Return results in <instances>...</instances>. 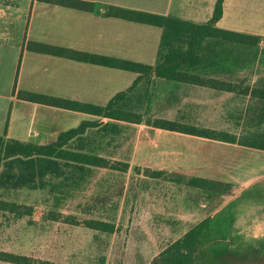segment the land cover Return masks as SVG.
<instances>
[{
	"label": "rangeland",
	"instance_id": "374dc122",
	"mask_svg": "<svg viewBox=\"0 0 264 264\" xmlns=\"http://www.w3.org/2000/svg\"><path fill=\"white\" fill-rule=\"evenodd\" d=\"M88 1L95 4L90 13L38 1L0 0L10 19L9 38L0 39L1 136L6 134L19 140L30 137L37 142L49 138L47 141H50L59 131L76 127L81 117L89 118L86 114L77 116L65 109L38 107L21 100L24 91L105 105L137 77L126 70L23 49L24 42L38 41L154 64L162 29L106 17L103 10L107 6L207 22L214 17L218 2ZM79 16L89 17L88 23ZM215 25L259 38L255 48L221 46L225 62L215 74L264 86V0H223ZM97 31L101 33L97 35ZM255 51L257 54L253 57ZM87 74L96 75L103 86L90 97L77 98L74 94L91 92L74 89L76 84L84 83ZM196 89L201 88L152 76L148 85L139 83L129 93L131 100L127 108L142 113L144 118L151 115L189 123L197 120L198 125L222 128L238 137L264 133V103L259 104L257 100L250 101V106L240 112L238 121H234L236 106L224 109L226 103L221 107L223 110H206L204 106L196 119L195 109L183 100L213 102L214 105L220 102ZM248 122L250 128L242 133L240 124L243 127ZM117 123L118 133L105 134L95 129L93 135L103 146L99 153L129 162L128 170L94 168L84 186L73 190L59 203L54 202L47 190L10 191V199L34 205L35 213L30 223L28 217L16 219L0 212V250L73 264H149L167 243L193 225L190 221H199L212 213L217 232L225 234L231 248L264 247V151L152 128L144 120L138 124ZM135 167H140L139 172ZM144 167L177 173L172 176L180 179L208 174L228 183V191L208 195L183 183L144 176ZM49 209L72 214L79 220L94 218L114 222L116 231L106 233L82 225L45 220L43 216ZM0 264L12 263L0 261Z\"/></svg>",
	"mask_w": 264,
	"mask_h": 264
},
{
	"label": "trees",
	"instance_id": "16d2710c",
	"mask_svg": "<svg viewBox=\"0 0 264 264\" xmlns=\"http://www.w3.org/2000/svg\"><path fill=\"white\" fill-rule=\"evenodd\" d=\"M36 1L86 12L95 9L94 2L88 0ZM222 1L218 0L214 17L207 22H194L177 16H165L116 5L107 6L103 10V15L106 17L148 24L162 29L154 64L38 41L24 42L23 49L126 70L135 73L137 77L129 87L117 92L105 105L24 91L20 96L24 101L86 113L94 116V119L82 120L76 127L60 131L54 139L46 143L33 139L19 140L7 137L6 134L0 135V212L12 215L16 219L28 217L29 222L32 223L35 206L10 199L8 197L10 191L23 188L47 190L54 202L59 203L60 199L70 196L73 190L82 188L94 168L126 172L129 162L113 160L101 155L99 151L103 146L93 135L95 129L105 134L118 133L120 129L117 122L138 124L144 120L145 124L152 128L264 151V133L238 137L229 131L180 120L151 115L144 118L142 113L127 108L131 100L129 93L139 83L148 85L152 76L264 100L263 86H251L249 83L229 80L215 74L221 71L219 65L225 62L221 46L255 48L259 42V38L254 34L219 28L215 25L221 15ZM256 54L257 51L253 57ZM135 170L139 172L140 167H135ZM142 172L144 176L161 177L183 183L208 195L209 192L216 195L226 193L229 187L228 183L211 177L189 176L180 179L181 177L172 176L177 173H167L165 170L149 167H144ZM43 217L45 220L82 225L106 233L116 231L114 222L94 218L79 220L72 214H63L50 209ZM217 231L214 215L209 214L167 243L149 264H264V247L260 249L251 246L246 250L231 248L225 234ZM0 261L12 264H73L6 250H0Z\"/></svg>",
	"mask_w": 264,
	"mask_h": 264
},
{
	"label": "crops",
	"instance_id": "0c3cea01",
	"mask_svg": "<svg viewBox=\"0 0 264 264\" xmlns=\"http://www.w3.org/2000/svg\"><path fill=\"white\" fill-rule=\"evenodd\" d=\"M34 1H36V0H31V2L33 3ZM39 2V1H38ZM41 3H44V2H41ZM47 4V3H46ZM51 5H53V4H51ZM57 6H59V5H57ZM61 7H63V6H61ZM65 8H67V7H65ZM84 12H86V11H84ZM87 13H90V12H87ZM7 16L8 15H6L5 13H4V9L2 8V6H1V4H0V39H8L9 37H8V35H9V31H8V29H7V24L9 23V20L10 19H8L7 18ZM171 16H175V15H171ZM178 17V16H177ZM79 19H84L87 23H88V21H89V17H86V16H79L78 17ZM100 18H102V17H100ZM101 31V30H100ZM98 32L97 33V35L98 34H100L101 32ZM76 49V48H75ZM93 53V52H92ZM55 57H57V56H55ZM61 58V57H60ZM69 60V59H68ZM71 61H74V60H71ZM75 62H78V61H75ZM80 63H85V62H80ZM89 64H91V63H89ZM92 65H95V64H92ZM87 68H89V67H87ZM87 68H84L85 69V71L86 72H88V69ZM82 70V72H83V68L81 69ZM90 70V69H89ZM88 76H86L85 77V81H84V83L82 82V85H80V84H76L75 85V88L74 89H81V90H83V91H85V92H89V91H91V92H89L88 94H74L75 95V97H77V98H80V97H83V96H85V97H90V95H93L96 91H99L100 90V88L103 86V82H101V81H99V78L96 76V75H89V74H87ZM96 76V77H95ZM93 78L94 79H97V80H93ZM92 79V80H91ZM157 79H160L159 77H157ZM162 79H164V78H162ZM230 80V79H229ZM233 81H236V80H233ZM237 82H241V81H237ZM241 83H244V82H241ZM186 84H188V83H186ZM192 85H194V84H192ZM251 85V84H250ZM195 86H198V85H195ZM251 86H254V85H251ZM201 89H196L199 93H208V94H206V95H208V96H210V97H216V98H218V99H220V102L219 103H217V104H213V102L212 103H208V102H206V101H204V104H202V103H199L198 101H191V100H183L182 102H184L185 104H189V105H191L194 109H195V114H196V119H197V117H198V113H199V110L201 109V108H203L204 106H207V108H206V110H223V109H221V107H222V105L224 104V103H226L225 105H223V108L225 109L226 107H232V106H236V108H235V113H236V117H234V121H238L239 119H238V115L240 114V112L244 109V108H246V106L248 107V106H250L249 104L251 103L250 101H252V100H257V102H259V104H261V103H264V100H260V99H256V98H253V97H250L249 95H242V94H238V93H233V92H227V91H220V90H218V91H220V92H222V93H215V92H212V91H206L204 88H209V87H204V86H199ZM264 87V86H263ZM83 88V89H82ZM211 89H213V88H211ZM214 90H216V89H214ZM22 100V99H21ZM78 100V99H77ZM26 102H29V101H26ZM34 105H38V107L39 106H42L43 104H40V103H34V102H32ZM49 107H51V106H49ZM54 109H59V110H64V109H61V108H55V107H53ZM247 109V108H246ZM65 110H67V109H65ZM69 112H71L72 114H74V115H77V116H83V114H86V113H82V112H76V111H71V110H68ZM177 113H178V110H177ZM86 115H88L89 116V118H91L92 116L91 115H89V114H86ZM94 117V116H93ZM89 118H84V117H81V121H82V119L83 120H86V119H89ZM175 120V119H174ZM80 121V122H81ZM189 123V122H188ZM191 123H193V124H197V120H195L194 122H191ZM198 125V124H197ZM239 125V124H238ZM238 125H237V127H238ZM200 126H202V125H200ZM73 127H75V126H73ZM206 127V126H205ZM236 127V128H237ZM70 128H72V127H70ZM211 128V127H210ZM248 128H250V122H248V124H244V126L242 127V124H240V126H239V129H242V133H245L244 131L245 130H248ZM67 129H69V128H67ZM214 129H216V128H214ZM63 130H66V129H63ZM219 130H222V128H219ZM244 130V131H243ZM62 131V130H61ZM226 131V130H225ZM60 132V131H59ZM58 132V133H59ZM49 133V132H48ZM47 133V134H48ZM57 133V134H58ZM233 133V132H232ZM236 134V133H235ZM49 135V134H48ZM47 135V136H48ZM185 135H187V134H185ZM191 136V135H190ZM194 137H196V136H194ZM242 137V136H241ZM197 138H201V137H197ZM31 139H34V138H31ZM30 139V137L27 139V140H31ZM49 139V138H48ZM47 139V140H48ZM202 139H205V138H202ZM47 140H45L44 142H41L40 141V143H46V142H48ZM206 140H208V139H206ZM221 144H230V143H224V142H221ZM230 145H235V144H230ZM245 147V146H244ZM214 175V174H213ZM192 176H202V177H209L210 178V176H208V174L206 175V174H204V175H197V174H193ZM198 190V189H197ZM200 191V190H199ZM208 215V214H207ZM206 215V216H207ZM185 216H187V215H185ZM189 217V216H188ZM201 220V219H200ZM196 222H198V221H194V222H192V221H190V224H195Z\"/></svg>",
	"mask_w": 264,
	"mask_h": 264
}]
</instances>
